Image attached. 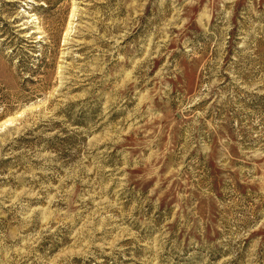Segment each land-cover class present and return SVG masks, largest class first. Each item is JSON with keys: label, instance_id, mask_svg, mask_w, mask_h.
<instances>
[{"label": "rangeland", "instance_id": "obj_1", "mask_svg": "<svg viewBox=\"0 0 264 264\" xmlns=\"http://www.w3.org/2000/svg\"><path fill=\"white\" fill-rule=\"evenodd\" d=\"M0 264H264V0H0Z\"/></svg>", "mask_w": 264, "mask_h": 264}]
</instances>
